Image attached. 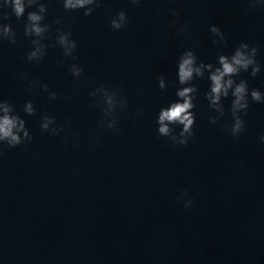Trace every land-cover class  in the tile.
<instances>
[{
  "label": "water",
  "instance_id": "95a60500",
  "mask_svg": "<svg viewBox=\"0 0 264 264\" xmlns=\"http://www.w3.org/2000/svg\"><path fill=\"white\" fill-rule=\"evenodd\" d=\"M45 2L51 28L44 42L52 45L55 29L67 25L77 58L63 56L56 44L41 60H27L32 37L24 35V23L32 9L20 19L7 9L4 22L12 23L17 39L0 41V97L25 117L33 139L0 145V264H264V144L258 139L264 102L249 97L245 131L233 137L224 127L232 120L231 96L223 101L225 116L209 122L214 110L203 95L205 76L193 81L196 120L187 145L160 136L156 124L159 108L176 99V61L186 48L215 62L219 51L230 53L243 40L257 46L264 65V6L104 0L84 16L60 0ZM121 9L127 26L113 31L110 19ZM213 23L225 43H212ZM74 62L83 67L79 78L68 70ZM22 73L47 83L57 98L40 87L29 90ZM240 78L264 91V69ZM101 82L128 97V108L117 113L118 131L100 123L103 113L89 96ZM28 99L36 107L31 116L22 111ZM44 113L64 130L42 131ZM185 189L194 201L190 209L177 200Z\"/></svg>",
  "mask_w": 264,
  "mask_h": 264
},
{
  "label": "clouds",
  "instance_id": "9594fccd",
  "mask_svg": "<svg viewBox=\"0 0 264 264\" xmlns=\"http://www.w3.org/2000/svg\"><path fill=\"white\" fill-rule=\"evenodd\" d=\"M131 5H139L142 0H128ZM65 10H83L84 16H90L101 7L104 0H60ZM251 6H264V0H248ZM34 6V7H33ZM17 19L25 16L24 35L32 37L31 48L27 51V60L39 61L47 54L49 46L58 44L63 51V56L76 60L75 50L77 40L72 38L70 28L65 25L57 27L55 31L58 35L52 45L46 44L45 33H48L51 24L44 22L48 14V5L45 0H0V41L8 40L15 43L17 33L11 22H4L10 15L7 9ZM175 18L173 23L179 19V14L175 8L172 10ZM53 23L60 25L62 20L55 17ZM128 15L125 10L117 11L110 19V27L113 31L126 27ZM187 26L179 25L178 32L184 33ZM209 32L213 44L226 42L225 33L217 24L209 25ZM258 48L250 45L247 41H241L230 53L219 51L215 62H206L199 59L191 48H186L176 61V77L178 87L175 90L176 99L161 106L157 113V131L160 136L167 137L177 146L187 145L194 134L193 125L196 120L195 100L198 93V85L194 83L197 78L207 77L209 81L208 90L204 92V97L208 101L210 109L214 114H210L209 122L213 125L225 116L224 99L231 96V123H225L224 127L233 137L245 131V119L249 108V97L256 102H264V91L259 88H249L246 78H240L241 72H248L255 77L264 69V65L257 59ZM61 61H58V63ZM76 78L81 76L83 67L79 63H72L68 69ZM22 80L27 81L29 90L40 87L47 92L50 100L57 98V92L49 87L47 83L36 79H30L28 74L22 73ZM158 86L161 90L167 88V80L164 75L158 77ZM89 96L100 106L103 113L100 123L113 131H118V112H123L128 108V97L121 94L119 86L115 88L107 87L104 83H99L90 90ZM22 111L31 116L36 113V107L32 99H28L23 104ZM66 125L71 126V121L66 120ZM65 125H58L56 117L46 113L41 115L40 129L48 131L52 135H58L64 130ZM78 137L74 136L76 140ZM33 135L27 125L24 116L20 114L15 106L8 99L0 97V145H7L10 148L31 141ZM95 137H91L94 140ZM259 142L264 144V131L259 134ZM178 201L183 202L185 209H190L194 201L185 189L179 196Z\"/></svg>",
  "mask_w": 264,
  "mask_h": 264
}]
</instances>
